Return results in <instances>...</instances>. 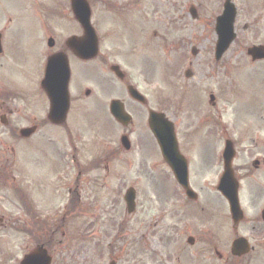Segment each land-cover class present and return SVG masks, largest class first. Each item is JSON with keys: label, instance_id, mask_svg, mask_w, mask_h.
Wrapping results in <instances>:
<instances>
[{"label": "rangeland", "instance_id": "374dc122", "mask_svg": "<svg viewBox=\"0 0 264 264\" xmlns=\"http://www.w3.org/2000/svg\"><path fill=\"white\" fill-rule=\"evenodd\" d=\"M200 1L207 2V0ZM232 1L237 7L238 4L240 5V7L237 8L239 12L235 22L239 38L237 40L238 42L232 45L225 53L221 61L216 63L217 65L213 57V48L216 38L211 18H213V16L216 17L220 11L218 0H213L214 3L207 8L202 5L197 6V0L141 1L133 10L136 21L143 17L145 20H151L152 24H155L154 20L160 21V25L164 26L169 19L181 18L179 25L182 26L184 22L189 24V22L186 21L188 20L187 7L189 6H197L200 16L196 22H191L195 31L193 27L190 28V33H193V31L194 33H186L185 38H183V44L177 38H175L172 43H167L169 45H174L177 49L170 47H166V49H156L158 46H161V44L156 43L152 37L147 41L148 49H144L142 43L138 39L140 26L142 25V21L138 20L136 22V29L132 31V38L134 42H136L135 45L138 44L139 49L133 51L132 61L137 67L142 65L151 78L145 79L139 77V70L137 68H131L130 71L133 76L139 77L138 85L151 100L153 109L162 110L174 123L180 141L186 142L187 133L192 130L195 131L196 127L200 129L199 133L194 132V134H192V144L197 146L202 156L205 153L209 154L211 151V138L209 134H206L203 130L208 128V132L210 131V125L207 119H210L213 115L210 105L208 104V96L211 93L214 94L216 98H218L216 109L218 110L217 113H219L215 115L219 123L218 133L220 132L221 125H223L224 131L222 135L233 141L238 150V155L234 164L242 167L244 162L249 160V152H251L248 149L250 143L248 137L245 138L246 124L249 122V118H246L245 114L255 110L264 99V81L260 82V78L257 79L255 73L251 76L252 70H247V66L244 64V62H249L245 56L246 47L257 44L264 45V7H258L259 5H264V0ZM23 20L26 21L25 19ZM244 24L250 26L249 30H242ZM14 29H17V31H14ZM150 29L151 32L156 30L154 27L151 28L149 22L145 27V36L148 35ZM21 30L23 31L17 38L18 46L21 50L16 61L18 63L22 61V65H25L24 68L22 66L19 67L20 72L24 71V73L22 72L13 77L12 82L16 84L22 83L24 85L26 94L22 105L25 120H27L29 117L41 116L43 111L47 109L44 108L46 99L40 89V82L43 77L44 57L41 54V44L36 38L37 35L33 32L29 24H24L20 20L14 22L11 29L13 32H11L10 35H14V32H19ZM180 34L181 33L178 32L176 34L177 37H180ZM110 42H114V39L108 38L106 40V47L116 46ZM183 45L185 49H183ZM191 48L197 50L198 54L196 56L190 53ZM182 66L183 68L180 70ZM231 67L238 68L230 69ZM162 68L165 69L164 79L162 78L163 76H160V73H163ZM187 69L192 72L191 78H184L183 76V72ZM228 69L230 70L228 71ZM260 69H256V71ZM226 70L228 71V76L232 75V78H227L228 76L225 77L224 73H226ZM10 73L12 72L8 70L7 74ZM222 79L233 82V84L230 85L226 82L228 96L225 92L222 98L219 99L218 96L222 89ZM224 80L223 85L225 86ZM94 104L95 106L92 114H100L103 111L102 104L99 102H94ZM16 105H18V102ZM130 109L137 114L138 110L134 108ZM241 116H244V119L238 120ZM88 118L99 119L101 128L103 130L107 129L106 116H89ZM138 126H140V122L137 120L136 127L134 128V140L138 138L139 132L141 131L140 128L138 130ZM59 132L63 133V130ZM200 132H202L203 135H200ZM85 135L88 136L89 140H87V148L91 147V151H87L90 157L96 150H99L97 147L91 146L92 140L96 139L97 133L86 132ZM58 139L59 138H57V140ZM103 144L107 146L111 143L106 141L103 142ZM143 146V154L146 155V159L149 160L146 161L147 166L149 167L151 165L150 162H153V167L148 169L153 177L149 173L141 172L144 164L142 162L141 149L137 143L133 151L129 153L130 155L121 150L120 164L118 163L111 167L115 171L119 166L120 171L118 172V176H105L104 180L98 185H94L92 188L95 192L101 188L103 183L106 185L100 197V201L97 200L98 193L91 196V199L95 201V206L99 201V205L96 206L98 214L95 215L96 219L94 220V224L89 228V234H86L87 239H90L91 243L82 239V244L80 246L76 245L77 252L73 256L75 250L70 251L71 244L69 242H61L56 245L50 238L48 246L54 252L52 253L53 257L59 260L58 262L54 260L56 262L55 264H109L110 261H115L116 264H132L129 250L131 247L130 242L134 237L133 234H136V238H140L141 234L145 232L148 233L145 237L153 238L148 241L151 248L156 251L160 250V247L156 244V238H158L156 232L160 230V223L155 224L154 220L157 216V210L161 209L156 208L160 205L163 195L157 187H154V180L158 185L164 187L162 188L163 191L168 189L169 182L166 174L163 172L159 150L154 140L147 132L143 133ZM61 147V145L56 143L49 144L46 147L42 144L40 146H35L36 151H34V157L36 158L35 164L40 170L44 168V172H46L45 178L39 177L35 179L34 188L36 187V191H39L40 199L45 201L47 205L53 204L54 206V204L57 203L59 209L63 207L66 201L67 196L64 192L65 186L60 188V190H56L57 185L53 188V185L48 183L50 181L49 179L52 178L48 170L50 167L51 169L53 168L50 158L51 150L56 148L61 149ZM29 153V160H31L33 158V153L31 150ZM97 158H100V156ZM57 166L59 167V163ZM260 176L264 178V175ZM93 177L97 179L93 181V184L100 180L97 172L93 173ZM256 180L259 183L262 182V180ZM30 183L26 184L27 188H29ZM80 185V188L74 191L79 190L84 194L88 191L91 182L83 181ZM130 185H135L139 188L138 204L140 206V213L137 218V232L134 231L133 222L125 213L124 203L121 199L125 190L130 187ZM245 185V188L250 187L249 180L245 181ZM113 187L120 189L119 195H117V200L119 202L115 200L116 205L110 208L112 203H107V188L112 191ZM5 194V191H1L0 198L4 199L7 196ZM78 197L80 198V196ZM40 199H37L35 203L36 209L39 208V212L42 211L43 208L49 209L50 207L46 206ZM105 199L106 204L104 205ZM81 200L88 201V197L81 196ZM11 205L13 204L11 203L10 194L8 199H0V215L7 219V224L0 229V264H18L24 252L33 247L35 245V239L38 238L36 234H30L28 230L25 233H29V235H26L25 233L13 229L14 226L19 229H21L20 226H22L23 228L33 231L31 226L34 223L32 211L19 209V207ZM93 206L94 205L88 204L85 209L90 211ZM108 207L110 208V212L106 213L105 209ZM73 215L76 216V212L70 213L71 217ZM63 218L62 215L45 220L42 216V220H44L46 224L54 225L61 223ZM107 219H109V221H107ZM70 221H73V225H75L74 229H76V227L82 229L86 224L78 217ZM120 224L123 225V229L118 233L117 229ZM69 236L70 234L68 237ZM40 240L47 242L48 238H40ZM141 251L144 252L143 249H141Z\"/></svg>", "mask_w": 264, "mask_h": 264}, {"label": "flooded vegetation", "instance_id": "af4514ba", "mask_svg": "<svg viewBox=\"0 0 264 264\" xmlns=\"http://www.w3.org/2000/svg\"><path fill=\"white\" fill-rule=\"evenodd\" d=\"M136 3L137 0H0V187L6 186L9 181L14 182L13 188H15L18 204L25 202V178L29 172V168L27 170L25 165V147L31 145V140L39 139L42 130L55 131L62 127L48 124L46 118L33 117L28 125H33L36 132L28 138H21L18 135L20 129L25 128V115L21 105L23 95L18 93L13 95L7 72L18 64L16 60L20 49L15 43L16 36H19L22 31L14 32L15 35L10 39V25L14 21L24 22L23 18L28 19L33 23L38 34L46 39L54 40V48L43 50L45 54H65L70 69V81L76 76L81 79L101 77V85H103L106 82L105 76L114 80V76L109 72L112 66L124 67L131 64L132 49L104 50L101 47V40H98L99 49L94 60L86 61L77 57L74 49H66L65 46L68 38H74L78 44V40L84 36L83 29L76 19V9L81 6L83 11L86 6L97 30L100 28L102 13H107L110 18H116L121 22L111 19L110 21L116 27L121 25L127 31L131 18L126 13L131 12ZM26 10L30 13L26 14ZM90 63H96L98 68L96 75L94 71L90 72ZM126 82L123 78L120 83L126 87L128 85ZM86 90L84 89L83 92ZM87 91L90 92V90ZM80 93L81 88L78 90L79 95ZM13 97H17L18 101L15 110L9 107V105L14 107L13 101H8ZM117 99L121 98L117 97ZM121 100L126 107L127 102L123 98ZM110 101L111 99L108 104ZM129 101L144 111L148 109L147 105L141 106L132 100ZM79 113L76 112L73 115L70 111L68 113L66 124L63 126L66 134L65 148L51 150L52 171L55 175H60L64 181L83 182L88 179L89 171H100L102 167L107 172L111 159H115L117 153L113 152V156L106 159L89 160L87 158L81 124L88 115ZM102 115L107 117L108 126H115L108 107L103 110ZM256 116L263 128L264 107L256 112ZM250 142L253 151L264 149V140H261L258 134L251 138ZM34 145L38 146L36 142ZM185 145L179 142L178 151L186 159L188 185L195 196L187 198L184 189L174 181L170 168L163 160L164 174L169 184L162 201L161 236L156 239L161 252L150 249L147 237L134 239L131 247L132 263L264 264V214H262L264 190L258 189L257 182H254L251 189L245 193L242 192V178L257 179L260 175H264L263 158L246 162L242 170L236 166L233 168L241 182L239 201L243 209L242 219L236 222L229 213L226 201L216 192V189H210V184L205 183L204 177L208 172L214 174L215 180L217 173L222 170V161L217 156L216 146H212L208 157H203L194 163L190 157L191 148L184 147ZM214 184L215 182L211 185L214 186ZM261 186L264 187V181ZM68 191L72 192L70 188ZM137 209L138 207L135 208L131 219L136 217ZM237 240H242L246 248L250 250L247 254L241 256L233 254L232 244Z\"/></svg>", "mask_w": 264, "mask_h": 264}, {"label": "water", "instance_id": "95a60500", "mask_svg": "<svg viewBox=\"0 0 264 264\" xmlns=\"http://www.w3.org/2000/svg\"><path fill=\"white\" fill-rule=\"evenodd\" d=\"M234 15H235V11L233 9V6L230 4V0H228V2L225 4V10L223 16L220 17L217 21L216 31L219 37L217 44L218 59L223 54V52L228 48L231 41L234 39V34L232 33ZM81 21L86 26V20L83 19ZM88 37H89V49H90L88 56L91 57L93 56L95 45L90 33ZM248 54H250L255 59L264 58L263 49H251L248 51ZM55 62L57 64H55ZM66 81H67V73H66L65 61L63 59L61 61H59V59L56 60L55 57L50 59L47 65L46 75L44 81L42 82V86L46 91L51 102L52 114L50 118L56 122H60L63 120L66 111V102H67ZM150 116H151L150 127L153 129V133L159 142L162 152H165L168 149L173 150V148L175 147V142L172 134L171 125L168 124L162 118L161 115L158 116L151 114ZM226 158L228 160L227 153H226ZM228 176H229L228 172H226L219 189L226 197L230 199L233 191V186L229 184V181L227 182ZM133 197L134 195L132 193V190H129L125 196V201L128 206V210L133 204L132 203ZM21 264H48V258L46 257L44 252L38 250L35 251L29 257H27Z\"/></svg>", "mask_w": 264, "mask_h": 264}]
</instances>
